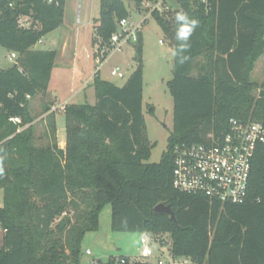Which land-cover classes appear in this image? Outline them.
<instances>
[{
  "label": "trees",
  "instance_id": "1",
  "mask_svg": "<svg viewBox=\"0 0 264 264\" xmlns=\"http://www.w3.org/2000/svg\"><path fill=\"white\" fill-rule=\"evenodd\" d=\"M140 1H99L92 27L101 45L129 15V4L138 7ZM174 4L170 17L154 14L173 47L167 82L172 130L160 160L148 162L153 145L142 114L140 63L121 85L95 76L93 104L65 105L64 149L56 142L36 145L30 101L47 91L56 51L34 45L62 25L65 0H0V47L17 55L12 66L0 68V264H81L83 237L98 229L105 205L112 231L147 233L152 242L167 235L174 259L264 264V145L251 161L243 203H222L172 185L176 145L225 132L230 118L264 123V74L259 84L251 79L264 53V0H215L208 12L197 0ZM179 12L199 21L184 63L174 55ZM135 47L139 61L140 33ZM49 110L44 105L43 113ZM13 116L21 123L11 122ZM46 118L55 138L54 113ZM158 203L171 206L176 222L154 211ZM120 258L124 264H157L127 256L107 264Z\"/></svg>",
  "mask_w": 264,
  "mask_h": 264
},
{
  "label": "rangeland",
  "instance_id": "2",
  "mask_svg": "<svg viewBox=\"0 0 264 264\" xmlns=\"http://www.w3.org/2000/svg\"><path fill=\"white\" fill-rule=\"evenodd\" d=\"M100 0H65L63 23L41 39L34 47L38 49H56L57 65L65 67V71H59L64 75L65 81L69 79L71 71L75 77L86 79L89 73L96 71L94 59L90 56L92 43L97 40L93 32L92 21L99 14ZM175 6L174 0H169ZM128 10L132 12L134 19L140 16L134 14V4L130 3ZM141 49L140 60H135L136 47L134 42L125 43L121 50L112 53L102 63L99 71V78L121 85L126 78L135 70L140 63L143 70L142 90V114L145 123V130L149 141L152 143L148 162H158L163 152L166 151L167 138L172 130L173 100L167 86L172 78L171 59L173 58V47L169 39L154 16H149L141 26ZM161 41V42H160ZM45 42V43H41ZM53 43V44H51ZM10 52L0 47V68L6 69L13 65L8 57ZM63 57V58H62ZM70 58L69 62L63 61ZM62 62H59L61 61ZM118 66L124 73V78L111 76L110 70ZM58 72V73H59ZM57 74V72H56ZM264 74V53L256 61L251 72V79L261 83ZM60 76L57 75V78ZM67 77V79H66ZM62 83V81H61ZM86 87L91 91L92 79ZM89 89V90H88ZM69 93H59L58 99L51 97L50 93H42L33 97L30 101L32 115L37 118L43 113L44 105L53 104L56 99L62 102L67 99ZM88 101L90 99L88 98ZM91 103V101H90ZM150 108L152 111H150ZM60 112L56 109L54 113ZM59 134L65 135L64 116L57 115ZM40 119L35 122V143L37 146H44L58 142L49 132L40 128ZM64 147V144L57 145ZM2 229L0 228V240ZM163 241L162 245L158 242ZM170 238L167 235L158 236L155 242H151L153 256L148 261L161 258L164 261L169 259L168 246ZM88 249L91 254H85ZM140 250V233L138 232H114L110 228V206L105 205L99 215V226L96 231L87 232L81 242V264H91L92 260L100 259L103 263L109 258H118L121 255L129 256L130 259H138ZM175 263L189 264L185 258L174 259Z\"/></svg>",
  "mask_w": 264,
  "mask_h": 264
},
{
  "label": "built area",
  "instance_id": "3",
  "mask_svg": "<svg viewBox=\"0 0 264 264\" xmlns=\"http://www.w3.org/2000/svg\"><path fill=\"white\" fill-rule=\"evenodd\" d=\"M47 1L51 2V0ZM197 1L205 12H208L215 0ZM175 10L176 7L171 5L169 0H141L133 11L135 15L140 16L139 19H134L132 12L129 11L128 16L117 21V28L112 32L107 43L101 45L98 38L92 43L93 51L90 56L94 59L97 70L93 71L90 77L93 79L98 76L102 63L109 55L121 50L125 43L129 41L136 43L141 26L149 16L157 14L160 17H170ZM16 58L14 52L8 57L13 62ZM110 75L124 78V73L118 66L110 70ZM64 107L65 104H60L52 107V111ZM10 121L20 124L21 118L13 116L10 117ZM258 145H264V123L230 118L225 132L211 134L203 143L181 144L173 148L172 185L178 191L202 195L222 203H243L247 198L251 161ZM151 242L149 234L140 233L138 259L147 260L153 256ZM85 254L90 255L91 252L86 249ZM118 261L119 264L125 263L124 258ZM154 262L183 264L175 263L170 255L168 261L156 258ZM91 264L99 263L97 260H92Z\"/></svg>",
  "mask_w": 264,
  "mask_h": 264
},
{
  "label": "crops",
  "instance_id": "4",
  "mask_svg": "<svg viewBox=\"0 0 264 264\" xmlns=\"http://www.w3.org/2000/svg\"><path fill=\"white\" fill-rule=\"evenodd\" d=\"M42 39L44 41L45 37H43ZM41 43H45V42H41ZM51 44H53V43H51ZM48 49H51V48H48ZM54 50L56 51V58H55L54 66H53L52 71H51L50 80L48 83V88H47L46 93L47 92L50 93L51 97L54 99H55V96H57V99H58L59 93H62V94L69 93V96L67 97V99H64L62 102H58V100L56 99V101L53 104H50V105L48 104L50 106V110L48 112L42 113L39 117L34 119L33 123H35L38 119H40V122H39L40 128L44 132H48V128H49V121L46 118L47 113H49V112L54 113V111H56V109L52 111V107H56L57 105H60V104L66 105L69 103H76V104L77 103H90V101H91L90 104H93L95 102L94 89L92 88L91 91H87V89H86V87L90 84L89 81H91V79H92L90 76L93 73V71L91 73H89V76L84 80V79H81L80 77H75V75H73L74 71L72 70L70 73L71 75L69 76V79L67 81H65V78H63L64 75L59 72V71H65V67L60 65V64L57 65V63H58L57 62V50L56 49H54ZM63 61L69 62L70 58H68V59L64 58ZM59 62H62V60ZM56 72H57V74H56ZM57 75L60 77L57 78ZM98 77H99V74H98ZM66 79H67V77H66ZM61 81H62V83H61ZM88 98L90 99V101H88ZM58 110H60V112L54 113V121H55V127H56L55 137L58 141L57 145H59V144L63 145L64 144V147H65V135L62 134V136H61L59 134V127H58L57 120H56L57 115L59 113H61V115H63V109H58ZM64 147L60 146L59 148L64 149ZM2 203H3L2 189L0 188V206H2ZM121 256H124V255H121ZM127 257H129V256H127ZM104 263H107V262H104Z\"/></svg>",
  "mask_w": 264,
  "mask_h": 264
},
{
  "label": "clouds",
  "instance_id": "5",
  "mask_svg": "<svg viewBox=\"0 0 264 264\" xmlns=\"http://www.w3.org/2000/svg\"><path fill=\"white\" fill-rule=\"evenodd\" d=\"M175 24V40L177 42V47L174 55L179 58L180 63H184L188 58L184 53H186L191 46L190 37L199 26V21L189 17L185 12H179L175 16Z\"/></svg>",
  "mask_w": 264,
  "mask_h": 264
},
{
  "label": "water",
  "instance_id": "6",
  "mask_svg": "<svg viewBox=\"0 0 264 264\" xmlns=\"http://www.w3.org/2000/svg\"><path fill=\"white\" fill-rule=\"evenodd\" d=\"M173 59H171V65H173ZM154 211L155 212H161V213H165L167 215H169L175 222H176V219H175V216H174V212L173 210L171 209V206L169 204H164V203H158L154 206ZM97 262L99 264H107V263H102L101 260H97Z\"/></svg>",
  "mask_w": 264,
  "mask_h": 264
}]
</instances>
